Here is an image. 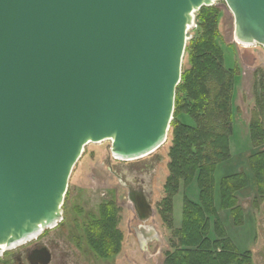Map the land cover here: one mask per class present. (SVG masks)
Listing matches in <instances>:
<instances>
[{
	"label": "water",
	"instance_id": "95a60500",
	"mask_svg": "<svg viewBox=\"0 0 264 264\" xmlns=\"http://www.w3.org/2000/svg\"><path fill=\"white\" fill-rule=\"evenodd\" d=\"M219 1L264 48V0H0V256L63 222L88 145L133 161L166 143L195 16Z\"/></svg>",
	"mask_w": 264,
	"mask_h": 264
},
{
	"label": "rangeland",
	"instance_id": "374dc122",
	"mask_svg": "<svg viewBox=\"0 0 264 264\" xmlns=\"http://www.w3.org/2000/svg\"><path fill=\"white\" fill-rule=\"evenodd\" d=\"M215 6L221 11L216 43L224 55V68L236 70L237 74L232 98L231 158L241 154L240 158L244 159L250 176L248 183L249 179L252 181V187L248 184V187L242 190L243 195L238 198V205L247 213L243 225H234L230 210L222 211L220 218L237 251H250L252 264H264V198L261 200L255 193L256 180L249 162L251 156L264 151V146H252L249 132L252 119L261 120L264 124V105H261V119L256 108L257 100L262 99L264 95V48L259 45L246 48L235 42L233 14L224 1L217 2ZM196 17V28L191 30L192 38L202 35ZM189 68V54L185 52L182 69L186 71ZM182 121L188 126H195L188 116H184ZM171 145L170 132L166 143L159 150L133 161L116 160L111 153L110 141L88 145L69 180L63 206V222L38 238L40 243L46 244L52 252L50 264H163L165 253L171 250L170 241L173 238V231L167 228L159 215V207L165 198V186L170 175ZM223 164L217 167L214 175L217 183L222 178ZM130 186H139L153 208V217L146 223L138 219L128 198ZM218 193L220 196V191ZM184 196L194 203H199L200 192L196 182L186 190L181 187L174 199L175 228H179L182 223ZM254 199L257 200L255 203ZM107 202H114L120 208L119 228L124 234L121 252L116 258L108 261L100 259L91 251L84 233V226L99 217V207ZM142 231H153L154 234L146 238ZM212 238L215 239L214 234Z\"/></svg>",
	"mask_w": 264,
	"mask_h": 264
},
{
	"label": "trees",
	"instance_id": "16d2710c",
	"mask_svg": "<svg viewBox=\"0 0 264 264\" xmlns=\"http://www.w3.org/2000/svg\"><path fill=\"white\" fill-rule=\"evenodd\" d=\"M220 14L216 6L203 7L197 13L202 35L192 38L186 46L190 68L182 69L181 82L176 89L169 129L172 137L170 175L159 207L163 223L173 231L171 250L165 253L163 264H252L251 252L239 253L228 238L214 199L217 167L231 159L232 98L237 76L236 70L224 68V55L216 43ZM262 92L264 94V86ZM263 98L264 95L257 100L256 106L260 119ZM184 116L190 117L195 126L184 124ZM249 130L252 146H264L262 121L252 119ZM249 162L256 180L255 193L262 200L264 151L251 156ZM194 182L200 192L199 203L184 196L182 223L175 228L174 199L181 187L186 190ZM248 184L244 172L226 176L220 182V209L230 210L235 226L244 223L245 213L238 205V195ZM256 201L254 199V203ZM120 221V208L114 202H107L99 207V217L84 226L88 247L102 260H112L122 250L124 234L119 228Z\"/></svg>",
	"mask_w": 264,
	"mask_h": 264
},
{
	"label": "flooded vegetation",
	"instance_id": "af4514ba",
	"mask_svg": "<svg viewBox=\"0 0 264 264\" xmlns=\"http://www.w3.org/2000/svg\"><path fill=\"white\" fill-rule=\"evenodd\" d=\"M142 194L146 196V194L142 191V189L139 186L138 188H134L131 186L128 187V198L131 197V199L134 200L136 203L140 202V197ZM146 198L147 201L149 202L147 196ZM137 217L140 220L139 215H137ZM142 233L146 238L151 237L152 235L151 232L145 233L144 231H142ZM46 249L51 254V261H52L53 255L50 248L46 244L40 243V240L37 239L25 245H22L16 249H13V250H17L15 253H11L13 250L5 251L3 255L0 256V258L2 259L0 260V262H2V264H37L42 259L43 250Z\"/></svg>",
	"mask_w": 264,
	"mask_h": 264
},
{
	"label": "crops",
	"instance_id": "0c3cea01",
	"mask_svg": "<svg viewBox=\"0 0 264 264\" xmlns=\"http://www.w3.org/2000/svg\"><path fill=\"white\" fill-rule=\"evenodd\" d=\"M240 155L241 154H239L238 156H235V157L232 156V158L229 161H227V162H225L223 164L224 167H223L222 176H221L222 178H224L226 176L238 174V173H241V172L246 173L247 178L248 177L250 178V176L248 174V170H247L246 164H245V161H244L243 158H240ZM222 178L219 180V183L216 182L215 197H214V199H215V206H216V208H217V210L219 212V217H221L222 211H223V210L220 209V196H219V193H218L220 191L218 188H220V182H221ZM249 182H250L249 183V187H252L251 186L252 185V181L250 179H249ZM239 193L240 194L238 195V198H240V195L241 196L243 195V191H241ZM216 195H217L218 198H216ZM224 211H227V210H224ZM246 216H247V213H245V217ZM247 252H250V251H247ZM239 253H241V252H239ZM243 253H245V252H243ZM243 253H241V254H243Z\"/></svg>",
	"mask_w": 264,
	"mask_h": 264
},
{
	"label": "built area",
	"instance_id": "2783aa9c",
	"mask_svg": "<svg viewBox=\"0 0 264 264\" xmlns=\"http://www.w3.org/2000/svg\"><path fill=\"white\" fill-rule=\"evenodd\" d=\"M194 28H196V24H195ZM194 28H193V29H194Z\"/></svg>",
	"mask_w": 264,
	"mask_h": 264
},
{
	"label": "bare ground",
	"instance_id": "6f19581e",
	"mask_svg": "<svg viewBox=\"0 0 264 264\" xmlns=\"http://www.w3.org/2000/svg\"><path fill=\"white\" fill-rule=\"evenodd\" d=\"M196 17V16H195ZM243 47H246V46H243ZM247 48V47H246Z\"/></svg>",
	"mask_w": 264,
	"mask_h": 264
}]
</instances>
